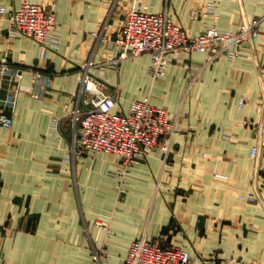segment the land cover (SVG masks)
<instances>
[{"label": "crops", "instance_id": "0c3cea01", "mask_svg": "<svg viewBox=\"0 0 264 264\" xmlns=\"http://www.w3.org/2000/svg\"><path fill=\"white\" fill-rule=\"evenodd\" d=\"M22 1L0 5L12 9ZM34 1L56 11L55 48L10 34L8 16L0 14V56L9 53L22 70L0 90L4 102L20 86L16 106L7 110L13 124L0 125V264H124L142 235L183 245L194 264L201 257L206 264H264V147L252 153L264 98V23L255 46L241 47L244 57H220L195 76L183 64L203 63L204 52H184L154 77L150 55L116 61L109 44L90 37L98 28L116 36L139 2L167 10L195 34L212 24L237 29L264 13V0H213L215 15L195 19L203 0ZM91 57L99 64L92 73L121 88L117 109L128 111L133 100L150 95L176 119L171 150L156 147L138 159L121 191L117 157L74 153L65 119L81 65ZM96 220L110 221L112 229L101 261L93 256L101 243Z\"/></svg>", "mask_w": 264, "mask_h": 264}, {"label": "built area", "instance_id": "2783aa9c", "mask_svg": "<svg viewBox=\"0 0 264 264\" xmlns=\"http://www.w3.org/2000/svg\"><path fill=\"white\" fill-rule=\"evenodd\" d=\"M206 10L195 8L192 17L215 15L216 3L213 0H203ZM130 16L120 27L119 33L112 36L103 28L92 31L98 34L97 43L109 44L114 50V60L136 58L147 54L151 57L150 72L154 77L164 76L172 62H176L180 54L194 51L206 53L203 63L184 62V67L195 74L211 65L220 57L231 59L245 56L241 47L245 44L255 46L261 36L264 23V13L243 22L237 29L222 30L216 24L204 25L197 33L190 34L170 15L167 10L154 11L145 2H139L128 10ZM0 14H7L8 31L35 39L37 42L55 48L59 41L57 17L54 8L34 0H23L18 7L8 9L0 5ZM133 18L142 19V34L138 40L129 43L130 22ZM248 39V40H246ZM99 64L91 57L81 65L80 85L76 99L69 106L71 109L65 119L68 120L73 138V152L90 155L112 153L118 161L116 170L117 188H125L132 166L137 159L147 157L156 147L166 152L171 150V138L176 130V119L165 106H160L151 100L150 95L135 99L130 103L129 110L117 109L121 98V88L110 84L103 78L92 73ZM22 70L12 61L9 53L0 56V90L6 78L18 79ZM53 77L47 76V84H52ZM113 91V92H110ZM20 93L16 84L12 93L2 102L0 98V125L11 126L13 117L7 112L14 108ZM246 99L242 97L240 106ZM260 114L258 121L257 143L253 146L256 155L264 147V98L257 105ZM63 119L57 121L58 125ZM216 177L226 179L228 175L216 173ZM250 201L255 196H244ZM98 229L93 256L101 261L108 253V240L111 235V222L96 220ZM109 254V253H108ZM147 254L165 260L166 264H194L190 251L183 245L169 242L166 237L150 238L146 235L136 237L129 246L124 264H147Z\"/></svg>", "mask_w": 264, "mask_h": 264}, {"label": "bare ground", "instance_id": "6f19581e", "mask_svg": "<svg viewBox=\"0 0 264 264\" xmlns=\"http://www.w3.org/2000/svg\"><path fill=\"white\" fill-rule=\"evenodd\" d=\"M206 9L207 8L204 7L202 10H206ZM129 16H130V12H128L127 18ZM96 30H99V28L96 29ZM96 30H93V31H96ZM143 30H144V28H143V21H142V19L133 18L131 20V22H130V38H129V41L128 42L129 43H132L134 40H138V38L142 34V31ZM90 37L93 39V41H96V42L98 41V34L97 33L92 34ZM246 40H248V39H246ZM258 40H257V42H258ZM255 44H253V45H255ZM198 52H203V51H198ZM122 59H126V58H122ZM110 92H113V91L110 90ZM146 263L147 264H166L164 259H162L160 261L159 259L153 257L152 255H148V254H147Z\"/></svg>", "mask_w": 264, "mask_h": 264}, {"label": "rangeland", "instance_id": "374dc122", "mask_svg": "<svg viewBox=\"0 0 264 264\" xmlns=\"http://www.w3.org/2000/svg\"><path fill=\"white\" fill-rule=\"evenodd\" d=\"M115 58V57H114ZM151 65V64H150ZM158 77H160V76H158ZM69 110H70V108H69ZM69 112V111H68ZM145 158V157H144ZM140 159V158H139ZM138 160V159H137ZM135 164V163H134ZM133 167V166H132ZM153 238H157V237H153ZM181 245V244H180ZM107 256H108V253H107ZM107 256H103V258L104 257H107ZM102 258V259H103ZM207 261H208V259L207 258H205V257H201V259H200V261H199V263L200 264H206L207 263Z\"/></svg>", "mask_w": 264, "mask_h": 264}]
</instances>
